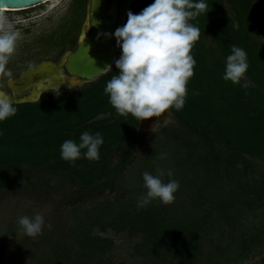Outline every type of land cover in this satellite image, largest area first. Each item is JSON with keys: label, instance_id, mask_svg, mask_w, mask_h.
I'll return each instance as SVG.
<instances>
[{"label": "trees", "instance_id": "1", "mask_svg": "<svg viewBox=\"0 0 264 264\" xmlns=\"http://www.w3.org/2000/svg\"><path fill=\"white\" fill-rule=\"evenodd\" d=\"M228 2L231 10L222 11L217 27L205 24L218 49L201 43L191 50L197 63L185 104L170 108L177 123L161 127L141 156L140 121L120 115L104 92L119 74L116 66L81 90L15 103L17 113L0 121V195L16 185L30 189L46 183L59 190L115 191L94 205H74L68 221L55 231L45 228L39 245H30L19 264H113L108 255L113 240L95 234L96 228L109 227L142 234L134 246L140 264H238L264 249V43L259 40L264 0ZM151 3L138 0L132 12ZM88 6V0H72L63 23L66 34L60 37L65 42L54 43L56 35L50 34L51 42L75 46L74 31ZM234 38L244 44L249 62L238 84L223 79L221 57L231 54ZM84 131L103 134L100 159H62V143H79ZM119 152L123 155L115 162ZM161 153L164 159H158ZM159 169L164 182L179 181L175 200L164 204L156 198L138 207L148 191L143 172L156 175Z\"/></svg>", "mask_w": 264, "mask_h": 264}, {"label": "clouds", "instance_id": "2", "mask_svg": "<svg viewBox=\"0 0 264 264\" xmlns=\"http://www.w3.org/2000/svg\"><path fill=\"white\" fill-rule=\"evenodd\" d=\"M209 11L207 0H153L139 13L127 12V22L116 28L114 33H98L114 36L121 48V55L115 61L119 74L106 84L104 92L109 102L120 115H133L139 121L151 117H161L170 108L181 110L187 96V83L194 74L197 61L191 54L194 43L200 38V28L190 21L201 13ZM7 18L0 14V80L13 78V71L7 67L16 52L21 38L19 31L6 30ZM108 67H111L109 65ZM249 68L246 51L233 45L227 56L223 79L240 83ZM247 87V83L243 85ZM18 109L15 100L0 87V121L14 116ZM166 115V116H167ZM3 130H0V136ZM103 134L84 131L80 141L65 140L61 145V158L71 162L77 159H100ZM86 150V151H82ZM161 153L158 159H164ZM162 169L153 175L143 172L147 193L138 201L143 207L152 199L159 198L164 204L175 200L180 184L176 179L164 182ZM171 177V170L167 172ZM19 225L25 234L35 237L43 233L46 225L42 213L33 217H19Z\"/></svg>", "mask_w": 264, "mask_h": 264}, {"label": "rangeland", "instance_id": "3", "mask_svg": "<svg viewBox=\"0 0 264 264\" xmlns=\"http://www.w3.org/2000/svg\"><path fill=\"white\" fill-rule=\"evenodd\" d=\"M207 1L209 2L210 0ZM71 2L72 0H54L28 10L0 11V14L7 18L4 28L6 30L19 31L21 33L17 50L10 58L7 67L14 70V72H19L21 69L31 66L41 60H58L67 51L75 47L71 43H67L65 46L54 44H62L65 42V38L61 40L60 37L66 34L67 28H65L63 23L71 14ZM137 2L138 0L132 5L131 11L135 9ZM208 2L209 11L207 13H201L198 17L190 21L200 28V38L194 45L204 43L207 47L217 50L219 42L215 44L214 35L205 24H207L208 21H212L213 23H211V25L214 24L215 27H217L218 22L216 19L223 14L222 11L224 9L229 12L231 8L230 5H228V0H218L217 3H215V0ZM211 3L212 9L210 8ZM86 18L87 15L81 22L80 27L74 31L76 38L79 36ZM50 34L56 35V38L53 39L54 43L51 42L49 38ZM40 37H44L45 40L41 42ZM254 39L257 40V37ZM259 40L264 43V36ZM48 41H50L51 44ZM221 43L222 41L220 44ZM224 43L225 42H223V45L221 44L222 46L220 45V49L225 47ZM233 44L246 51L244 44H242L240 40L234 38ZM121 51L120 48L119 57ZM223 52L225 53L226 49L221 51L220 54H223ZM191 54L193 57H196L192 51ZM228 55L223 54L221 56L225 61V65ZM90 83L84 86L80 85L76 87V90H81ZM54 86L56 88L54 90L57 94L70 90L66 87L61 88L59 85ZM49 95V91H47L43 99L47 98ZM172 123H177L172 112L167 117L158 118L153 123H149L146 119L141 120L138 131L142 135V141L138 147L137 155L141 156L149 148L154 136L161 127ZM122 155L123 154L119 152L115 162H117ZM16 186L6 194L0 195V264H19L20 258L27 253L26 251L30 245L34 243L39 245V240L37 238L42 234L35 237L27 236L22 226L18 223L19 217L24 215L33 217L37 213H42L46 225L50 223L52 225L51 229L55 231L56 228L59 229L62 224L64 225L65 222L68 221L69 211L74 205H94L108 194L111 196L115 194V191L112 192L111 188L100 191L90 190L88 192H83L77 188H66V186H64L62 190H59L56 186L49 185L48 183L43 185L37 184L30 189ZM45 228L47 227L45 226ZM8 229H14L16 232L15 235L7 234L6 232ZM95 234L113 240V249L108 254L113 264H140L141 258L136 255L134 246L141 241L142 234L133 233L129 230L116 232L110 227L106 230L96 228ZM37 247L38 246H36L34 250H36ZM238 264H264V249H255L247 259Z\"/></svg>", "mask_w": 264, "mask_h": 264}, {"label": "water", "instance_id": "4", "mask_svg": "<svg viewBox=\"0 0 264 264\" xmlns=\"http://www.w3.org/2000/svg\"><path fill=\"white\" fill-rule=\"evenodd\" d=\"M50 0H0V9L22 11L43 5ZM88 16L83 23L79 42L75 50L67 52L58 63L42 60L35 66L23 70L16 79L9 80V87L15 95L9 94L16 104L37 102L44 98L42 82L57 80L61 84L78 87L87 81H94L107 73L119 57L120 47L114 36L98 33H114L116 28L127 22V12L136 0H88ZM111 65V67H108ZM63 68L69 73L67 79ZM33 87L27 94H23ZM169 114L171 110H168ZM161 117L148 118L149 123Z\"/></svg>", "mask_w": 264, "mask_h": 264}, {"label": "flooded vegetation", "instance_id": "5", "mask_svg": "<svg viewBox=\"0 0 264 264\" xmlns=\"http://www.w3.org/2000/svg\"><path fill=\"white\" fill-rule=\"evenodd\" d=\"M87 16H88V13H87ZM80 33H81V31H80ZM80 33H79V36H80ZM79 36L77 37V43H76L75 47H74L72 50H69V51H73V50L76 49V47H77V45H78V42H79ZM69 51H67V52H69ZM67 52H66V53H67ZM66 53H65V54H66ZM65 54H64V55H65ZM64 55H63V56H64ZM63 56H62V57H63ZM62 57H60V59H61ZM60 59H58V60L47 59V60H52V61L58 63V62L60 61ZM41 61H42V60H41ZM39 62H40V61H39ZM39 62H37V63H39ZM37 63H35V64L31 65V66H28V67H26V68H24V69H21L19 72H14V70H12V71H13V78H12V79H16V78H18V77L20 76V73H21L23 70L28 69V68H30V67H32V66H35ZM62 71L64 72L66 78L68 79V78L70 77L69 73H68L64 68H63ZM90 82H91V81H87V82L83 83L82 85L84 86V85H86V84H88V83H90ZM42 83H43V84H41V85H42L41 89L43 90L44 94H45L47 91H49V94H53V93H54V94H57V92H55V90H54V89H56L54 85H59L61 88L66 87V88H69L70 90H76V87H71V86H69L68 84H61L59 81H57V80H53V79L46 80L45 82H42ZM0 87H2L3 90H4L5 92H7L8 94H11V95H15V94H16V92L13 91V90H11V88L9 87V79H7V78H4V79L0 80ZM32 88H33V87H30V88H29L27 91H25L23 94H27V93H29V92L31 91ZM70 90H67V91H65V92H68V91H70ZM65 92H63V93H65ZM146 120L148 121V119H146Z\"/></svg>", "mask_w": 264, "mask_h": 264}, {"label": "bare ground", "instance_id": "6", "mask_svg": "<svg viewBox=\"0 0 264 264\" xmlns=\"http://www.w3.org/2000/svg\"><path fill=\"white\" fill-rule=\"evenodd\" d=\"M51 1H54V0H50L49 2H51ZM46 3H48V2H46ZM0 11H1V12H5V11H7V10L4 9V8H1ZM42 84H43V83H42Z\"/></svg>", "mask_w": 264, "mask_h": 264}, {"label": "crops", "instance_id": "7", "mask_svg": "<svg viewBox=\"0 0 264 264\" xmlns=\"http://www.w3.org/2000/svg\"><path fill=\"white\" fill-rule=\"evenodd\" d=\"M262 7L264 8V2L262 3Z\"/></svg>", "mask_w": 264, "mask_h": 264}]
</instances>
